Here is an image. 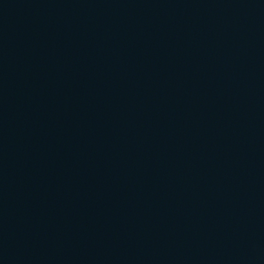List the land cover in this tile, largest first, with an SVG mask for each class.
Masks as SVG:
<instances>
[{
    "label": "water",
    "instance_id": "obj_1",
    "mask_svg": "<svg viewBox=\"0 0 264 264\" xmlns=\"http://www.w3.org/2000/svg\"><path fill=\"white\" fill-rule=\"evenodd\" d=\"M0 264H264V0H0Z\"/></svg>",
    "mask_w": 264,
    "mask_h": 264
}]
</instances>
